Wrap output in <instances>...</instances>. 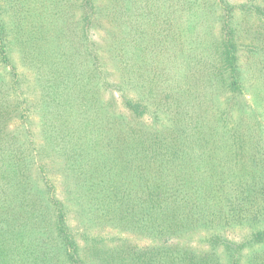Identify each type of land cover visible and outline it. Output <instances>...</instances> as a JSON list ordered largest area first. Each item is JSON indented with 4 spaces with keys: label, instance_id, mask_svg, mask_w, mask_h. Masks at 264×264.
Masks as SVG:
<instances>
[{
    "label": "trees",
    "instance_id": "1",
    "mask_svg": "<svg viewBox=\"0 0 264 264\" xmlns=\"http://www.w3.org/2000/svg\"><path fill=\"white\" fill-rule=\"evenodd\" d=\"M0 264H264V0H0Z\"/></svg>",
    "mask_w": 264,
    "mask_h": 264
},
{
    "label": "rangeland",
    "instance_id": "2",
    "mask_svg": "<svg viewBox=\"0 0 264 264\" xmlns=\"http://www.w3.org/2000/svg\"><path fill=\"white\" fill-rule=\"evenodd\" d=\"M192 243H194V241Z\"/></svg>",
    "mask_w": 264,
    "mask_h": 264
}]
</instances>
